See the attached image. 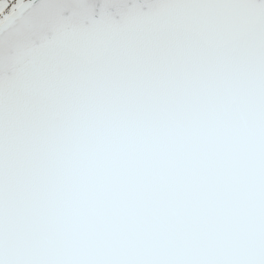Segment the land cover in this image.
<instances>
[{
    "label": "snow or ice",
    "instance_id": "1",
    "mask_svg": "<svg viewBox=\"0 0 264 264\" xmlns=\"http://www.w3.org/2000/svg\"><path fill=\"white\" fill-rule=\"evenodd\" d=\"M0 264H264V0H0Z\"/></svg>",
    "mask_w": 264,
    "mask_h": 264
}]
</instances>
